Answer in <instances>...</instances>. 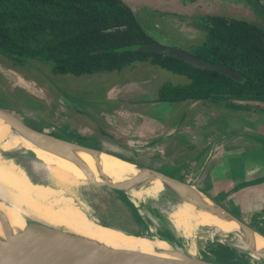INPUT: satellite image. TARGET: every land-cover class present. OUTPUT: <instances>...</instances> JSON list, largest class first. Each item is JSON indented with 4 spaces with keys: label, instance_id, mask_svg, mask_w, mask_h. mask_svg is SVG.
<instances>
[{
    "label": "rangeland",
    "instance_id": "rangeland-1",
    "mask_svg": "<svg viewBox=\"0 0 264 264\" xmlns=\"http://www.w3.org/2000/svg\"><path fill=\"white\" fill-rule=\"evenodd\" d=\"M121 1L159 44L188 53H193L205 41L206 32L202 25L211 16L243 20L264 28L262 16L249 0ZM189 82L185 76L149 63H138L118 72L74 76L53 73L51 64L39 61L18 66L0 55V109L35 130L86 148L100 145L103 149L126 155V158L129 155L127 150L133 148L131 150L136 157L129 160L176 179L181 172L186 173L193 162L203 159V153L216 167L219 162L229 160L231 163L230 160L240 155L261 161L264 150L242 144L227 147L220 140V135L228 126L242 124L247 128H256V136L263 138L264 128L261 127L264 122L262 125L257 123L261 117L259 112L252 119L246 117L251 120H245L241 112L264 108V104L242 103L251 107H238L226 102L200 100L172 104L171 108L153 107L155 104L151 101L156 99L160 85H185ZM255 139L258 143L263 141ZM233 140L250 141V138L243 136ZM238 147H241L240 150ZM219 174H212L216 176L215 181L222 179L217 177ZM182 181L187 182L185 179ZM230 192L225 190L227 194ZM221 196L213 197L221 205L228 206L229 203L224 202ZM76 197L87 210V216L97 224L102 225L99 222L102 215L103 219H111L113 214L103 201L85 197L83 190L77 192ZM235 212L238 214V208ZM164 216L165 220H161L165 224L170 223L176 234H181L175 223L168 220L169 216ZM113 221L122 225L126 223L119 213ZM180 223L189 228L188 235L192 239L198 236L196 224H190V221ZM258 231L264 233V226L258 227ZM225 240L231 241L230 238L217 237V246L221 247ZM220 255L230 257L233 254L225 250Z\"/></svg>",
    "mask_w": 264,
    "mask_h": 264
},
{
    "label": "trees",
    "instance_id": "trees-1",
    "mask_svg": "<svg viewBox=\"0 0 264 264\" xmlns=\"http://www.w3.org/2000/svg\"><path fill=\"white\" fill-rule=\"evenodd\" d=\"M249 1L264 20V5ZM202 28L205 41L190 54L231 69L242 82L156 53L108 52L133 44H159L121 0H0V55L15 65L39 61L51 64L53 73L81 76L149 63L190 81L160 85L159 102L264 104V28L222 16H211ZM116 197L136 216L128 197L120 193ZM154 213L159 216L157 210Z\"/></svg>",
    "mask_w": 264,
    "mask_h": 264
},
{
    "label": "bare ground",
    "instance_id": "bare-ground-1",
    "mask_svg": "<svg viewBox=\"0 0 264 264\" xmlns=\"http://www.w3.org/2000/svg\"><path fill=\"white\" fill-rule=\"evenodd\" d=\"M53 144L62 155L76 160V164L85 173V177H81L83 181L91 183L107 180L116 183L139 173L135 166L121 160L87 152L69 144ZM49 152L33 146L19 132L0 120V245L17 249L38 247L23 239L30 236V232L26 231V227L30 226L31 234L35 235L39 231L40 236L35 235L36 240H43L46 242L44 246L52 248L72 246L121 249L158 256L171 253V247L164 241L126 236L114 228L101 226L91 220L84 205L76 197L78 190L75 186L81 183L80 174L78 171L73 173V167L62 166L64 160L55 156L60 153ZM36 161L40 164L35 168L32 165ZM26 165L29 167L27 171L24 170ZM46 173L51 178L43 177ZM161 189L159 181L153 178L148 179L142 190L130 188L134 196L166 209L165 212L176 226L191 220L190 224L209 225L217 231L237 230L230 219L219 213L197 212L187 201H161L157 198ZM238 238L242 239L243 235ZM192 241L196 246L197 239ZM250 243V248L264 258V239L253 235Z\"/></svg>",
    "mask_w": 264,
    "mask_h": 264
},
{
    "label": "water",
    "instance_id": "water-1",
    "mask_svg": "<svg viewBox=\"0 0 264 264\" xmlns=\"http://www.w3.org/2000/svg\"><path fill=\"white\" fill-rule=\"evenodd\" d=\"M136 51H146L149 53H156L162 56L180 59L195 68L216 71L237 82L243 81L242 76L231 69L221 65L212 64L175 47H168L161 44H133L108 50V52L111 53ZM0 120L19 132L33 146L42 149L45 152L47 150L51 151L49 153L52 154L53 152L60 153L61 155L57 154L55 156L64 160L62 166L73 167V173L78 171L80 178L85 177V173L81 170L82 168L76 164V160L71 158V156H67L65 154L62 155L60 151H57L54 148V142L69 144L91 153L103 154L110 158L118 159L135 166L139 173L134 177H128L127 180L116 183L107 180H103L99 183H90L83 181L81 178V183H76L77 185L75 187L78 192L83 190L85 197L89 198L103 197L105 194L111 192H119L125 195L132 201L137 210L140 212L141 218L148 228V232L133 233L117 227L111 228L122 232L126 236L148 240H161L171 247V253L167 256H158L153 254L148 255L121 249H100L72 246L52 248L44 246L46 242L43 240H36L35 235H37V237L40 236L38 233L39 231L37 230L38 232L35 235L31 234L32 229L30 226H27L26 231L28 230L30 232L28 233L30 236H25L23 239L28 242V244L32 246L36 245L38 247L17 249L0 245V264H264V258L250 248V240L253 235L260 236L262 239H264V235L260 233L254 225L249 224L247 220L238 217L221 205L220 202L215 201L206 193L201 191L195 183L184 182L182 179L170 177L150 168L140 167L136 165V163L123 160L104 151L82 147L54 136H50L33 129L16 116L2 109H0ZM36 162H33L32 165L35 168L37 164H40L39 161ZM28 169L29 167L26 165L24 170L27 171ZM43 177H48V179L51 178L50 174L47 175V173ZM150 178H153L155 181H159L162 186V189L157 194V198L161 201L166 203H183L187 201L188 204L194 207L190 208L197 212L202 211L206 214L219 213L221 216L230 219V221L237 226V230L224 232L220 230L217 231L209 225H196L195 229L198 231V236L192 239L190 235H188L189 228H186L185 225L178 224L175 226L182 233L179 235L176 234L172 227L170 228V223L165 224L162 221L165 220L164 214L167 215L165 212L166 209L153 205L131 193V187L137 190H142L145 183ZM71 187L72 186L69 188ZM154 210L159 212V216L154 213ZM168 220L170 221V218ZM170 222H172V220ZM42 235L44 236V234ZM239 235H243V238L240 240L238 238ZM217 237L224 239L230 238L231 241H222L224 246L218 247L216 244ZM195 239H197L196 246L192 241ZM234 242H238L240 244L234 245ZM43 247L48 249L44 250ZM211 247L213 248L212 250L210 249ZM225 250L230 251L233 255L230 257L220 255ZM254 255H256L257 258H253Z\"/></svg>",
    "mask_w": 264,
    "mask_h": 264
},
{
    "label": "crops",
    "instance_id": "crops-1",
    "mask_svg": "<svg viewBox=\"0 0 264 264\" xmlns=\"http://www.w3.org/2000/svg\"><path fill=\"white\" fill-rule=\"evenodd\" d=\"M151 103L155 105L158 104L157 107L154 105V108H171L172 105L166 102H159L157 97L151 101ZM252 109H255V111H251ZM252 109L242 110L241 114L245 116L244 119L251 120L253 116L259 112L258 114H260L261 117H259L257 123L259 122L262 125L264 122V108ZM246 117H251V119H246ZM261 128L263 129L264 125ZM255 130L256 128H247L242 124L231 125L222 132L220 140H222L227 147L233 144H238L240 146L242 144L244 146L249 145L248 147L252 149L264 150V137H259L261 135L256 136L258 131ZM243 136L249 137L250 141L233 140L235 138H243ZM255 138L262 139L263 141L258 143ZM239 148L241 147H238L237 149ZM131 149L127 150V153L134 154V151ZM181 151L182 150L179 151V154H181ZM202 157L203 159L199 158L197 162H193L191 166L188 167L186 173L181 172L180 176L176 177L182 180L185 179L187 182L195 183L197 187V184H199L202 189L198 188L209 197L211 194L214 196L222 195L221 197L224 202L229 203L228 206H224L225 208L232 213L238 208V214H235L236 212L234 214L247 220L249 224L254 225L257 229L258 227L264 226V157H260V161L258 158L240 155L238 158L230 160L231 163L229 160H224L221 164L219 162L217 167L216 165L210 164L208 157H205V153L202 154L201 158ZM126 161L136 163V161H131L129 159H126ZM215 172H219L220 174L217 177L222 178L223 180L215 181L214 178H216V176L212 175ZM192 180L195 181L193 182ZM210 180H212L211 184ZM210 187L212 188V192L210 191ZM226 189L231 192L228 194L225 193ZM117 193L119 192H111L105 194L103 197H93V199L103 201L108 210L113 214L111 215V219L108 217L103 219L104 215H102L100 224L111 227L114 225L117 228L133 233L148 232V228L141 218L140 212L137 210L136 206L132 203L136 216L131 215V212L126 211V208L123 206L124 203L117 200ZM97 211L101 212L100 209ZM118 213L119 216L126 221L125 225L113 221V219L118 216Z\"/></svg>",
    "mask_w": 264,
    "mask_h": 264
},
{
    "label": "flooded vegetation",
    "instance_id": "flooded-vegetation-1",
    "mask_svg": "<svg viewBox=\"0 0 264 264\" xmlns=\"http://www.w3.org/2000/svg\"><path fill=\"white\" fill-rule=\"evenodd\" d=\"M252 1H259L260 3H262L263 5H264V1L263 0H252ZM260 105V104H259ZM97 147H100V148H97ZM96 148H93V149H98V150H101V151H104V152H106V153H109V154H112V155H115V156H117V157H119V158H121V159H130V158H134V157H136V155L135 154H129V155H127L128 156V158H126V157H124V156H126V155H122V154H119V153H115V151H112V150H110V149H103V147H101L100 145L99 146H97ZM193 182L195 181V180H192ZM198 185V187L200 188V189H202L201 188V186L199 185V184H197ZM214 195H210V197L211 198H213V199H215L214 197H213ZM216 200V199H215ZM262 233H263V231H262ZM264 234V233H263ZM221 246H224V244L222 243L221 244ZM209 251V250H208ZM207 252V251H206Z\"/></svg>",
    "mask_w": 264,
    "mask_h": 264
}]
</instances>
